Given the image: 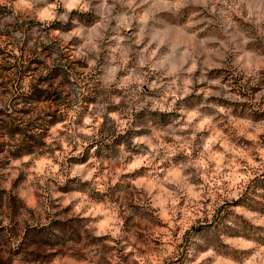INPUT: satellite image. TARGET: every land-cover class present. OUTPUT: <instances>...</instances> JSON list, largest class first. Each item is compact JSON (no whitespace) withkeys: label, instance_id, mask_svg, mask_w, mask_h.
<instances>
[{"label":"clouds","instance_id":"obj_1","mask_svg":"<svg viewBox=\"0 0 264 264\" xmlns=\"http://www.w3.org/2000/svg\"><path fill=\"white\" fill-rule=\"evenodd\" d=\"M0 145V264H264V0H0Z\"/></svg>","mask_w":264,"mask_h":264},{"label":"rangeland","instance_id":"obj_2","mask_svg":"<svg viewBox=\"0 0 264 264\" xmlns=\"http://www.w3.org/2000/svg\"><path fill=\"white\" fill-rule=\"evenodd\" d=\"M3 147H4L3 145H0V151H3Z\"/></svg>","mask_w":264,"mask_h":264}]
</instances>
